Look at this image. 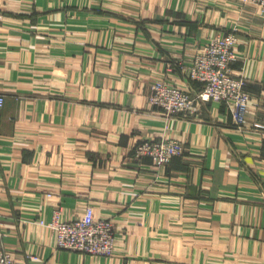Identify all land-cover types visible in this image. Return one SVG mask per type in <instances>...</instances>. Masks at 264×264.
I'll return each mask as SVG.
<instances>
[{"label":"crops","instance_id":"crops-1","mask_svg":"<svg viewBox=\"0 0 264 264\" xmlns=\"http://www.w3.org/2000/svg\"><path fill=\"white\" fill-rule=\"evenodd\" d=\"M0 253L28 264H264V10L241 0H0ZM236 28L251 99L167 115L164 79L195 94L186 66ZM184 151L136 158L146 139ZM87 205L113 223L110 255L57 247L45 224Z\"/></svg>","mask_w":264,"mask_h":264},{"label":"built area","instance_id":"built-area-1","mask_svg":"<svg viewBox=\"0 0 264 264\" xmlns=\"http://www.w3.org/2000/svg\"><path fill=\"white\" fill-rule=\"evenodd\" d=\"M241 2L255 3L264 10V0ZM237 43L236 28L209 37L199 46L195 56L186 66L187 77L201 84L199 90L190 94L187 88L159 79L151 86V104L169 116H188L193 114L202 102H221L225 104L236 126L245 124L251 95L245 88V78L235 75L231 67L240 58L236 49ZM3 102L4 97L0 94V108ZM183 151L184 145L178 139H146L134 147V156L148 157L155 166H162ZM39 222L54 231L59 248L94 255H110L113 251V223L107 218H96L91 205H87L83 214L77 218H62L56 211L49 222L42 219ZM33 257L34 254H28L26 258L18 259L11 252L2 251L0 264H28V260Z\"/></svg>","mask_w":264,"mask_h":264}]
</instances>
